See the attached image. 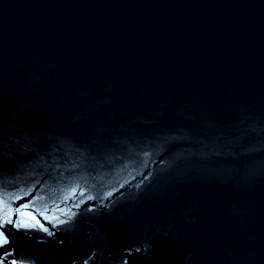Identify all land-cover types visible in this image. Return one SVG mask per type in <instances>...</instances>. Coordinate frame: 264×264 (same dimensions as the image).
I'll list each match as a JSON object with an SVG mask.
<instances>
[{"label": "water", "instance_id": "1", "mask_svg": "<svg viewBox=\"0 0 264 264\" xmlns=\"http://www.w3.org/2000/svg\"><path fill=\"white\" fill-rule=\"evenodd\" d=\"M0 233V264H264V0H0Z\"/></svg>", "mask_w": 264, "mask_h": 264}, {"label": "snow or ice", "instance_id": "2", "mask_svg": "<svg viewBox=\"0 0 264 264\" xmlns=\"http://www.w3.org/2000/svg\"><path fill=\"white\" fill-rule=\"evenodd\" d=\"M11 222V221H9ZM6 241L3 239L2 233H0V243H5Z\"/></svg>", "mask_w": 264, "mask_h": 264}]
</instances>
